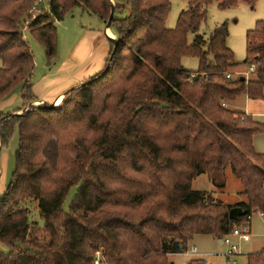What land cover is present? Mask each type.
<instances>
[{
	"label": "trees",
	"instance_id": "16d2710c",
	"mask_svg": "<svg viewBox=\"0 0 264 264\" xmlns=\"http://www.w3.org/2000/svg\"><path fill=\"white\" fill-rule=\"evenodd\" d=\"M37 1L0 0V101L19 86L26 104L36 101L26 27L54 57L57 22L70 10L83 7L106 24L115 10L119 44L108 39L104 69L60 107L0 116V152L20 133L13 180L0 200V245L7 247L0 264H95L99 251L107 264H175L169 255L187 253L196 235L224 239L264 214V153L253 143L264 124L226 106L244 94L264 98V20L248 34L244 63L256 64L250 80L227 76L238 65L227 24L209 38L200 33L212 3L226 9L257 0H187L173 29L170 0H46L48 9L29 23ZM185 56L199 57L198 71L185 69ZM229 171L246 200L229 205L193 188L206 174L223 190ZM30 202L43 227L32 220ZM234 206L246 215L231 219ZM248 264H264V250Z\"/></svg>",
	"mask_w": 264,
	"mask_h": 264
},
{
	"label": "rangeland",
	"instance_id": "374dc122",
	"mask_svg": "<svg viewBox=\"0 0 264 264\" xmlns=\"http://www.w3.org/2000/svg\"><path fill=\"white\" fill-rule=\"evenodd\" d=\"M170 1L171 11L167 20V27L173 29L178 25L181 12L184 9H187L189 5L187 0ZM42 7L48 9L46 0H44V5ZM207 10L208 17L207 20H205L201 25L200 33L203 34L206 38H209L218 26L227 24L229 28V37L227 43L235 53V61L238 64L232 70L233 78L236 79L239 76L246 77L247 80L255 78L256 75L251 72V64H245L244 62L248 56V34L251 30L257 28L259 21L264 20V0H257L254 7H252L248 3L241 2L238 6L226 9L220 8L219 3L214 2L207 7ZM45 11L48 12V10ZM40 15L41 13H36L35 16L34 14H32V18L28 19L30 20L29 23L34 22L39 18ZM105 27L106 23L98 15L91 13L83 7L73 8L65 15L64 19L61 22H57V54L54 57L48 56L45 46L38 40V38L31 32V30L26 27V29L24 30V34L26 39L30 42L36 60V69L32 77L34 94L42 98L43 94H46L49 91L50 87L55 85L59 87L62 83H64L65 78L57 75L77 69L78 64L84 63V59L89 58V50L87 51V53L80 50V52L77 53L76 50L77 45L83 38H86L87 36H90V38L95 37V48H99L102 41L105 42V48L100 47V50H98V52H100L101 54L105 52L106 55L109 52V55L107 57L108 61L110 57L111 45L108 38L104 34ZM116 37L117 36L115 35V38ZM195 37V33L190 32L188 34V39L191 44L194 43ZM85 46L86 44L84 43L83 47L85 48ZM99 60V57H95L93 64H95V62ZM107 61L104 66H106ZM182 64L185 69L198 71L200 68V59L197 56H185L182 59ZM1 66L2 60L0 58V67ZM87 71L88 69L86 68L82 69L78 71L75 76H83ZM246 97L247 96L244 94L237 98L236 101H234L236 103V106H239L237 107L238 109H242L244 111L247 110ZM63 101L64 97L59 102L57 107H60ZM52 104L54 103H38L35 106L44 107L50 106ZM258 106L264 107V103L257 102L256 104H252V109L254 112H256L253 114V116L255 120L264 124V108L259 109L257 108ZM22 112L26 113V110ZM14 133H18V131H15ZM13 139L14 138H12L9 144L6 147H3L0 152V164L3 166L2 180L6 179V182H8V180H11L14 170L16 169L17 148L19 147V140ZM253 143L256 147L255 149L257 152L264 153V133L256 134L254 136ZM79 188L80 185H76L71 189L65 202V210L70 211L71 205L73 204L77 196ZM193 188L196 190L212 192L215 198H225L230 204L246 200V197L241 194L244 189L242 183L237 177L233 175L232 171L228 172V183L226 188L223 190L217 189L206 174L194 182ZM29 206L32 211V220L34 222H38L40 225H38L39 227H43L44 221L42 220L37 209V203L30 202ZM263 217L264 216H261L260 213L252 217V239L250 242H244L243 239L239 236L229 237L233 244L237 245L239 248V250L234 252L233 254H230L231 245L227 243H224L223 245L217 244L216 250L212 249L210 247V240L212 239V237L208 235L197 236L196 243L192 242L190 244L189 250L193 251L194 246H196L197 248L199 247L200 252H206L207 254L202 256V258L207 260L206 264H248V254H250V250H258L262 245H264ZM246 233L247 232L243 233L242 237H244V239L248 235ZM1 248H3V250H7V247L3 245H0V249ZM190 258L191 257L182 254L175 259L178 262H181L179 260L187 261ZM236 260L238 261V263L235 262Z\"/></svg>",
	"mask_w": 264,
	"mask_h": 264
},
{
	"label": "crops",
	"instance_id": "0c3cea01",
	"mask_svg": "<svg viewBox=\"0 0 264 264\" xmlns=\"http://www.w3.org/2000/svg\"><path fill=\"white\" fill-rule=\"evenodd\" d=\"M106 30H107V24H106V27H105L104 34L108 38ZM107 32L109 33L110 36L115 37V35L112 32V29H108ZM95 40H96L95 37H91L90 38V36H87L86 38H83L81 40V42L76 47L77 53H79L80 51H83V52L87 53V51L89 50L90 51L89 58L84 59L85 58L84 57L83 59L85 60V62L82 63V64H78V68L77 69L71 70V71H67V72H64L62 74L57 75V76H61V77L65 78L64 79V83H62L59 87L57 85L50 87L49 91L46 94H43L42 98L40 96H36L35 95L36 96V101H34V103H36V104H38V103H40V104H48V103H56L57 102V104H59V102L62 100L64 95L70 89L82 85L86 81V79L91 78L92 76L98 74L100 71H102L104 69V67H105L104 64L107 61V57L109 55V52L107 53V55H106L105 52L103 54L98 52V50H100V47L101 48H105L104 47L105 46V42L101 40L102 41V43L100 44L101 46L99 48H95V46H96V45H94V41ZM84 43L86 44L85 48L83 47ZM108 51H109V49H108ZM110 51H111V48H110ZM95 57H99L100 60L96 61L95 64H93ZM85 68L88 69L86 74H84L83 76H80V77L75 76L78 71H80L82 69H85ZM245 95L247 96L246 97L247 98V107H246L247 110L246 111L237 108L239 106H236V103L234 102V101H236V99L235 100H231L228 103H226V106L231 108L232 110L243 111V112H246L247 114H250V115L253 116V114L256 113V112L253 111L252 104H256L257 102L264 103V98L255 100V99H251L247 94H245ZM253 102H256V103H253ZM28 105L29 104H26L24 102V100H23V87L19 86V87L15 88L11 92V94H9L7 97H5L4 99H2L0 101V116L3 115V114H16V113L22 112L26 108H28ZM257 108L260 109V108H264V107L263 106L262 107L258 106ZM17 131H18V133H15L13 138L15 140H17V139L19 140V147H20V133H19L18 129L16 130V132ZM19 147L17 148V151H18ZM16 164H17V159H16ZM14 172H15V170H14ZM13 175H14V173H13ZM13 175H12L11 180H8V182H6V179L2 180V178H3V166L0 164V181L2 180L0 182V200L7 193V190H8V188H9V186H10L12 180H13ZM203 176L204 175L199 176L197 179H195V181H197L199 178H201ZM214 192H215V190H214ZM219 200H222L224 203L229 204V205H234V204L239 203V202H236L234 204H230L225 198H220ZM242 201H244V200H242ZM242 201H240V202H242ZM258 214H254V215H258ZM260 215L264 216V214H262V213H260ZM250 227H251V225H250ZM251 233H252V230L250 228V231H249L247 237H245V239H244V237L241 236L240 238H242L244 242H250L251 239H252ZM197 236H200V235H196L194 237V239L191 241V243L192 242L196 243V237ZM208 236L212 237V239L210 240V242H211L210 247L212 249L216 250V245L217 244H220V245L224 244V240L223 239H222V242H221V239H219V238H217L215 236H212V235H208ZM262 250H264V245H262L261 248H259L258 250H256V249H253V251L250 250V254L254 253V252H259V251H262ZM182 254L187 255V256H189L191 258L189 260H187V261L179 260L181 262H178L175 258L178 257V256H181ZM182 254H170L169 257H170L171 261L173 263H175V264H187L192 259H202V260H204L205 264L207 263V260L202 258V256H204L207 253L206 252H200L199 251V247L197 248L196 252L192 251V250H189L187 253H182ZM250 254H248V261H249V255ZM235 262L238 263L237 260Z\"/></svg>",
	"mask_w": 264,
	"mask_h": 264
},
{
	"label": "built area",
	"instance_id": "2783aa9c",
	"mask_svg": "<svg viewBox=\"0 0 264 264\" xmlns=\"http://www.w3.org/2000/svg\"><path fill=\"white\" fill-rule=\"evenodd\" d=\"M44 5V0H39L35 3V5L32 7L31 9V13L34 14V16L36 15V13H41L42 12V6ZM46 9V8H44ZM256 70V65L253 64L251 66V72H254ZM227 76L229 78H233V74L232 73H229L227 74ZM252 217L253 216H249L248 217V223L247 224H244V225H238L234 230L233 232L226 236L223 240H224V243H227L229 245H231V249H230V254H233L234 252L238 251L239 248L237 245L233 244V242L231 241V239L229 238L230 236H243V233L244 232H247L246 234L249 233L250 231V225H251V220H252ZM193 251H197V247L194 246L193 248ZM95 264H107L106 263V259L102 253V251H99L97 252V255H96V259H95Z\"/></svg>",
	"mask_w": 264,
	"mask_h": 264
},
{
	"label": "water",
	"instance_id": "95a60500",
	"mask_svg": "<svg viewBox=\"0 0 264 264\" xmlns=\"http://www.w3.org/2000/svg\"><path fill=\"white\" fill-rule=\"evenodd\" d=\"M114 17H115V10L112 11L111 17H110V19H109V21H108V23H107V30H108V29H111V26H112V22H113ZM107 30H106V33H107L108 38L113 39V40L116 42V44L118 45V44H119L118 39H116L115 37L110 36L109 33L107 32ZM112 59H113V57H111V61H112ZM242 80L245 81L246 78H245V77H242ZM74 88H76V87H74ZM74 88L70 89V90L64 95V97H65V96H66L71 90H73ZM35 105H36V103H34V102L30 103V104L28 105V108L25 109L26 112H27L32 106H35ZM57 106H58V104H57V102H56V103L50 105L49 107H51V108H55V107H57ZM16 114H17V115H18V114H24V112H19V113H16ZM0 145H1V143H0ZM245 215H246V211H245L241 206H234V207H232L231 210H230V218L233 219V220H238L240 217L245 216ZM221 242H222V239H221Z\"/></svg>",
	"mask_w": 264,
	"mask_h": 264
}]
</instances>
